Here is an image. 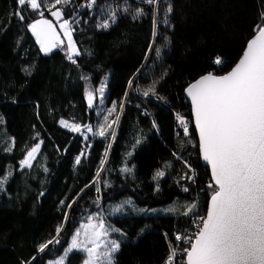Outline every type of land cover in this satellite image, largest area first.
I'll list each match as a JSON object with an SVG mask.
<instances>
[{
	"label": "trees",
	"instance_id": "16d2710c",
	"mask_svg": "<svg viewBox=\"0 0 264 264\" xmlns=\"http://www.w3.org/2000/svg\"><path fill=\"white\" fill-rule=\"evenodd\" d=\"M169 4L173 10L169 23L164 24ZM137 8L146 14L133 19ZM110 9H117L116 23L108 29L97 28L98 14ZM17 10L16 0H0V176L5 170L13 173L5 191L0 192V264H44L46 257L59 252L96 196L105 198L120 190L141 204L172 201L177 211L109 215L108 221L124 233L120 234L115 264H163L165 237L183 228L190 215L204 213L213 191L208 168L198 158L191 123L187 135H174L172 112L190 118L184 86L203 72H223L232 65L264 18V0H161L157 6L141 0H97L89 17L70 5L63 16L73 21V40L81 52L74 56L76 63L59 47L49 54L41 52L30 34L27 24L41 11L48 15L47 8L25 10L22 21L14 15ZM154 41L161 55L157 58L152 52L146 60ZM217 56L222 65L214 63ZM106 71L104 103L115 102L121 108L123 102L116 138L109 143L102 170L107 147L103 138H93L81 164L74 166L82 136L58 125L57 120L92 122L94 111L88 107L84 85L94 86ZM130 79L134 81L131 87ZM154 81H159L156 93L164 99L142 95ZM13 139L11 152L4 151ZM136 139L141 143L133 150ZM36 143H41V148L34 167L21 169L19 161ZM125 143L132 144L133 154L127 162L134 171L123 177L119 165ZM184 160L195 170L194 181L185 178L190 170ZM157 169L166 173L158 181L153 179ZM97 171L113 178L112 185H99L102 193H97L93 184ZM116 185L120 187L116 189ZM41 192L43 196H39ZM192 203L196 208L183 215L185 206ZM61 225L60 243L39 253L38 245L57 236ZM80 259L81 253L73 251L66 264H78Z\"/></svg>",
	"mask_w": 264,
	"mask_h": 264
},
{
	"label": "snow or ice",
	"instance_id": "6c2138e0",
	"mask_svg": "<svg viewBox=\"0 0 264 264\" xmlns=\"http://www.w3.org/2000/svg\"><path fill=\"white\" fill-rule=\"evenodd\" d=\"M18 10L14 15L24 20L23 12L25 10L38 11L43 4V0H16ZM97 0H86L81 7L92 8ZM142 3L157 6L161 0H141ZM72 0H54L56 7L51 11V15L58 21L64 15V9L69 7ZM53 7V6H50ZM172 5L169 4L165 10L162 23L168 24V16L172 12ZM103 11V10H102ZM125 13L129 11L127 7L123 9ZM143 8H137L132 18L138 19L145 15ZM40 19L27 25L35 35L40 44V49L45 54H49L53 49L64 44L55 32L50 20L43 18V12H39ZM107 18L96 24L97 28L108 29L115 24L118 18L117 9H110L106 13ZM264 17V13H262ZM78 23V21H75ZM73 21L63 19L60 27L67 37V59L76 63L74 56L81 55L73 40L72 26ZM157 20L153 15V36L158 35L156 30ZM257 34L249 40L246 50L238 63L225 75H214L208 73L200 76L195 82L188 85L186 93L191 99L192 110L195 123L199 131V147L202 158L211 166L213 183L209 187L213 189L208 205L206 217L200 218V227L193 237H184L176 234L175 239L180 241L187 239L190 247L183 249L186 255V264H264V25H257ZM155 41L149 45L145 59H148L150 53L154 52L157 58L161 55V49L154 46ZM216 65H222L223 60L217 56L214 60ZM25 71H29L25 69ZM139 71V70H138ZM87 80V77H82ZM159 81H154L146 90H142V95L148 97L155 96L157 99H164L156 93L155 85ZM134 81H128L129 87ZM107 78L95 89L100 97H104ZM88 107H94V91L86 89ZM128 93H125L127 96ZM15 102V101H13ZM121 112L123 111V102H121ZM107 112L103 116V123L95 126L85 125L87 132L100 138H116L114 126L118 124L120 117L117 115L114 120L109 122V117L116 111L115 102L111 108L101 109V113ZM180 124L183 125L184 133L187 135L188 128L183 117L177 116ZM0 117V123H2ZM59 123L64 128H70L74 133H81L79 124L69 125L61 119ZM153 127H156L153 122ZM39 133H37V136ZM88 140V136H84ZM42 143V142H41ZM41 143H36L30 150H26V155L19 161L21 169L33 167V160L40 151ZM141 143L137 139L136 145ZM14 139L11 146L6 147L4 151L11 152L14 146ZM91 147V144L88 145ZM111 144L107 145L105 159L101 160V170L107 158V151ZM133 153L130 151L127 156ZM86 153L82 151L74 158V166L82 162ZM187 165V162H185ZM10 167V166H9ZM170 168V164L165 165ZM187 167L191 168L190 165ZM47 172V167H44ZM122 173L132 174L134 166L129 167L127 161L120 169ZM12 171H6L5 175L0 176V192L5 191V186L12 177ZM166 175L163 169H157L153 175L154 180H159ZM100 171H97L96 179L93 184L96 192H100ZM187 179L194 181L193 176H187ZM105 187L108 182H104ZM87 187V186H86ZM159 185L157 184V188ZM188 189L185 188L184 191ZM41 192L39 196H43ZM99 200V197H98ZM64 204V201H61ZM133 202L125 200L117 204L112 211L122 212L126 205L130 206ZM72 205L69 204L70 208ZM196 208V204L185 206L183 215H188ZM139 212L152 211L155 209H139ZM166 211L175 212L177 209L169 208ZM99 215V214H98ZM67 219V213H65ZM62 225L56 229L57 236L38 245V252L44 253L50 245L59 244V237ZM81 230H83V239H81ZM110 232L124 233L119 228L112 225H106L104 218L101 217L94 222L92 217L88 218L87 224H82L77 229L70 244L64 249L63 255L55 261H49V264H66L69 254L73 251H82L85 254L83 264H115V254L120 250L121 242L109 240L107 237ZM143 232V229H141ZM178 255L176 247L170 245V253L166 258L165 264H175V258ZM35 257H32L34 260ZM22 264H30L29 261H23Z\"/></svg>",
	"mask_w": 264,
	"mask_h": 264
},
{
	"label": "rangeland",
	"instance_id": "374dc122",
	"mask_svg": "<svg viewBox=\"0 0 264 264\" xmlns=\"http://www.w3.org/2000/svg\"><path fill=\"white\" fill-rule=\"evenodd\" d=\"M38 2H39V0H38ZM50 6H53V7H50ZM42 7H45V8H47L49 10L48 15H44L43 18L48 19V20H50L52 22L53 27H54V30L58 34L60 40H63L64 41V44H62V45H60L58 47L67 55V37L64 35L63 29L60 27V25L62 24L63 19H69V18H65L63 16L62 19L58 21L55 17H53L51 15V11L52 10H55V8L57 7L54 4V0H51V1L43 0ZM107 11L108 10H106L105 12H103V14H101V15L98 14L96 24L98 22L102 21L103 19H106L107 18V15H106ZM40 18H41L40 16L39 17H36V18H33L28 24H30V23H32L35 20L40 19ZM263 20H264V18H262L259 23H261ZM28 30H29L30 34L32 35V37L34 38V40H35V42H36L39 50L41 51L40 44L37 41L35 35L32 33L31 29L28 28ZM107 75H108V72L107 71L104 72L101 75L98 83L95 84L94 86L93 85H90L89 83H85V85H84V92H86V89H89V90H93L94 91V107H93L94 119L90 123L79 124L81 126V129H82L81 133H79V134L82 136V141H86V142H88L90 144H91L93 138H100V137L93 135V133L87 132L86 129L84 128V126L85 125H93L94 126V131H95L96 130L95 126H98L100 123H103V116L108 114L106 111L103 112V113H101V109H108V108H111L112 105H113V102H111L109 104H105L104 103V97L101 98L100 95H99V93L98 92H95V89L99 88L100 85L105 81V78H107ZM115 105H116V111L114 113H112V115L109 117V122H111L112 120H114L115 117L117 115H119L120 105H118V104H115ZM61 119L65 120L69 125L75 123V122H72L70 120H67L65 118L60 117L57 120V124L60 125V126H62L59 123V121ZM75 124H78V123H75ZM116 126H117V124L114 126V130L116 129ZM66 129H69L70 130V128H66ZM85 135L88 136V140H85L84 139V136ZM103 139H104L103 141H106L107 145L112 140L110 137L103 138ZM136 140H134V143L136 142ZM124 146H125L124 149L121 151V163L119 165V171L124 166L125 161H127L128 158H129V156H127V153L132 150V144L131 143L130 144L129 143H127V144L125 143ZM105 151H106V149H105ZM40 160H41V157H40ZM127 164H128L129 167H132V165L129 162H127ZM34 165H35V161L33 162V167H34ZM41 167H43V164L42 163H41ZM5 173H6V170H5V172L1 176L5 175ZM119 173L123 177L125 175L131 176V174L122 173L121 171ZM96 174H95V176H94L93 179H96ZM110 178H112V176L109 177L108 176V173H103V174L100 173V176H99L100 185H102V187L106 188L105 185H104V182L105 181L108 182V186L112 185V180ZM119 187H120V185H116L115 186L116 189L119 188ZM100 193H102V192H100ZM98 197H99V200H98ZM129 199L133 202L132 205H130V206L126 205L124 207L123 211L122 212H119V213L112 211V209L117 204H119L122 201L129 200ZM173 206H174V203L172 201L171 202L170 201L163 202V203L154 204V205L141 204V203L137 202L133 198V196L131 194H129L126 191H121V190L120 191H117L115 193H112V194H107V196L105 198H103V195H98V196H96V199H95V202L93 203V205L89 209H87L86 211H84L79 216V218L77 220V223L75 224V226L73 227L72 231L68 235L65 244L62 246V248L59 250V252H55L53 255L46 257L44 259V264H49V261H55L61 255H63L64 249L69 246L70 241L72 239V236L74 235V233L76 232V230L77 229H80L82 224H87L89 217H92V219H93L94 222L98 221L101 217H103L104 218V222H105L106 225H112L108 221L109 215L122 214V213H128V212H130V213H142V214H163V213H168V211H166V210L169 209V208H173ZM139 209H145V210L155 209L156 211L155 212H152V211L139 212V211H137ZM54 237H56V235ZM119 238H120V233H117V232H110L109 233V236L107 237V239H109V240H113L114 239V240H117V241H119ZM81 239H83V230H81ZM75 252H80L81 253V259H80V261H79L78 264H83V260L85 259V254L82 251H75Z\"/></svg>",
	"mask_w": 264,
	"mask_h": 264
},
{
	"label": "built area",
	"instance_id": "2783aa9c",
	"mask_svg": "<svg viewBox=\"0 0 264 264\" xmlns=\"http://www.w3.org/2000/svg\"><path fill=\"white\" fill-rule=\"evenodd\" d=\"M85 3H86V0H72L71 6L76 10H80L87 17L92 16L94 14V6L92 8L81 7V5H84ZM217 73H221V72L217 71ZM178 114L179 116L183 117L184 121L187 124V128H188V124L190 123V118L186 117L185 115H183L182 113L178 111H173L172 116H171L172 117V133L174 135H178V134L185 135L183 125H181L179 120L177 119ZM89 144L90 143L86 141H82L80 143V149L78 153L74 156V158L77 155H79L82 151L86 152L89 149L88 147ZM185 162L187 161L184 160L183 163L185 164ZM187 165L189 164L187 163ZM188 169L190 170L189 176L196 175L194 169L189 168V167ZM201 217H204V213H196V214L190 215L187 220V223L184 225L183 228L179 230H173L169 237H165L166 254L163 260V264H165L166 258L169 256L170 245L176 247L178 250V255L175 258V264H186V255L184 254L183 249L189 248L190 242L187 239L178 241L175 239V236L176 234H181L184 237L194 238V234L198 231V228L200 227Z\"/></svg>",
	"mask_w": 264,
	"mask_h": 264
},
{
	"label": "water",
	"instance_id": "95a60500",
	"mask_svg": "<svg viewBox=\"0 0 264 264\" xmlns=\"http://www.w3.org/2000/svg\"><path fill=\"white\" fill-rule=\"evenodd\" d=\"M258 25H264V20ZM257 31H258V29H257V26H256V29H255L254 33L245 42L244 47H243L240 55L238 56V58L232 63V65L227 70H225V71H223L221 73L214 72L212 69L209 70V71L203 72V73L199 74L198 76H196L195 78H193L192 80H190L183 88V95H184V98L187 101L188 107H189V115H190L191 127H192V130L194 132L195 139H196V147H197L198 158H199L200 162L208 168L209 176L211 178L212 183H213V180H212L211 166L206 161H204L203 158H202V155H201V152H200V147H199V143H200L199 131H198V128H197L196 123H195V118H194V113H193V110H192L191 99H190V97H188V95H187L185 90H186V88L188 87L189 84L195 82V80L198 79L202 75H205V74H208V73L211 72L214 75L220 76V75H225L229 71H231V69L235 66L236 63H238L239 59L242 57L243 52L246 50V45H247L248 41L254 38V36L257 34ZM85 98L87 100L86 95H85ZM211 195H212V192L208 195L207 200H206V205H205V210H204V217H206V214H207V209H208V205L210 203Z\"/></svg>",
	"mask_w": 264,
	"mask_h": 264
}]
</instances>
